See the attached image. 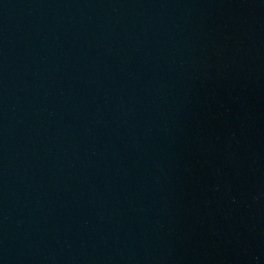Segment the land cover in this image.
<instances>
[{
	"label": "water",
	"instance_id": "obj_1",
	"mask_svg": "<svg viewBox=\"0 0 264 264\" xmlns=\"http://www.w3.org/2000/svg\"><path fill=\"white\" fill-rule=\"evenodd\" d=\"M0 264H264V0H0Z\"/></svg>",
	"mask_w": 264,
	"mask_h": 264
}]
</instances>
